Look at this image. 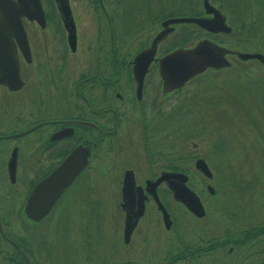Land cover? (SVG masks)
Instances as JSON below:
<instances>
[{
    "label": "flooded vegetation",
    "instance_id": "flooded-vegetation-1",
    "mask_svg": "<svg viewBox=\"0 0 264 264\" xmlns=\"http://www.w3.org/2000/svg\"><path fill=\"white\" fill-rule=\"evenodd\" d=\"M0 30L12 42L0 52V264H264V217L237 204L249 187L227 172L222 144L215 166L195 158L196 189L186 157L176 164L161 147L173 152L175 94L188 82L209 69L264 70V0H0ZM203 41L230 65L165 86L159 59ZM140 52H154L148 65L135 64ZM241 100L264 112V96ZM78 147L87 162L72 182L53 203L56 190L35 195ZM123 153L122 166L102 162ZM176 172L201 216L176 200Z\"/></svg>",
    "mask_w": 264,
    "mask_h": 264
},
{
    "label": "rangeland",
    "instance_id": "rangeland-1",
    "mask_svg": "<svg viewBox=\"0 0 264 264\" xmlns=\"http://www.w3.org/2000/svg\"><path fill=\"white\" fill-rule=\"evenodd\" d=\"M249 65L219 71L209 69L176 93L173 152H168L167 145L161 147H165L163 156L172 154L176 164L184 162L178 161L180 157H186L185 165H190V176L196 189L200 186V174L194 168L195 158L203 157L209 166H215L217 143L222 144L223 160L230 165L227 172L240 180L244 187H249L245 198L237 204L261 220L264 217V112L254 113L255 107L251 105H245V109L244 105L236 106L239 99L253 102L264 96V70ZM247 110L253 120L243 116ZM218 112L224 114L220 119L217 118ZM139 154L143 157L140 151ZM122 157L124 153L113 161L103 159L102 162L118 167L122 166ZM162 163L163 158H160L159 169L163 168ZM141 165L144 173L147 166L144 161ZM225 197L230 199L229 202L235 198L232 199L231 195Z\"/></svg>",
    "mask_w": 264,
    "mask_h": 264
},
{
    "label": "water",
    "instance_id": "water-1",
    "mask_svg": "<svg viewBox=\"0 0 264 264\" xmlns=\"http://www.w3.org/2000/svg\"><path fill=\"white\" fill-rule=\"evenodd\" d=\"M191 21H196L202 27L210 31H228L227 29H229L225 28V25H222L219 22H212L209 20L205 21L203 19H191ZM10 48H12L11 40L5 33H3V31L0 30V52H4L5 50ZM218 48L219 47L211 44L210 41H203L191 49H177L173 52L165 54L159 59L161 76L163 78L165 86L170 87L171 89L179 88L195 75L204 72L206 69H219L229 66L230 62L225 58L226 52H217ZM153 55L154 52H140L135 57V64L137 66L148 65ZM240 56L243 59L251 57L261 58V55L258 53H242L240 54ZM137 69L138 68H136L135 70ZM140 71L141 70H139V72ZM140 73L141 77L144 72L141 71ZM86 150L87 149L81 147L76 148L63 161L62 165L58 169L48 175L46 179H44L37 185L34 194L39 195V193L43 192L45 189H50L52 192L56 190V192L54 191V193H56L55 197L50 200V203H53L57 195L61 193L63 189L72 182L74 177L86 165L88 156V151L86 152ZM78 154L80 156L79 164L74 165L73 162L77 160ZM195 166L204 175H211L203 159H197L195 162ZM169 176L180 180L179 183H175L176 185H172V187H175L174 194L176 200L186 204V206L192 212H194L198 216H201L203 213L201 202L197 195L184 184L186 176L180 172L169 173ZM129 177L130 175L126 174L124 184L125 189H127V187L129 186H132V183L130 184V182L127 181ZM162 177L168 178V175Z\"/></svg>",
    "mask_w": 264,
    "mask_h": 264
}]
</instances>
